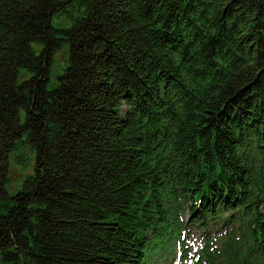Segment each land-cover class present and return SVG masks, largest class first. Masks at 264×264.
<instances>
[{"label":"trees","instance_id":"obj_1","mask_svg":"<svg viewBox=\"0 0 264 264\" xmlns=\"http://www.w3.org/2000/svg\"><path fill=\"white\" fill-rule=\"evenodd\" d=\"M188 228L264 264V0H0V264H168Z\"/></svg>","mask_w":264,"mask_h":264},{"label":"rangeland","instance_id":"obj_2","mask_svg":"<svg viewBox=\"0 0 264 264\" xmlns=\"http://www.w3.org/2000/svg\"><path fill=\"white\" fill-rule=\"evenodd\" d=\"M64 66H65V61L63 59L57 57L55 60L54 66H53V73L56 74V73L60 72V70ZM20 80H21V78L19 79V81ZM26 150H28V149L25 148V145L21 144L18 146V148L16 150L17 151L16 155L19 156V160L15 161V160H13V156H11L10 169H9V173H8V181L5 185V189L9 194H12L16 190L20 189L23 181L28 176V174L25 173V169L31 168V170H32L34 153L29 151V150L26 152ZM12 165L15 166L16 175L18 176L17 178H15L13 176ZM192 235L196 236V238L195 239L189 238ZM201 239H203V235L199 231L191 230L188 228V231L186 232L185 241L188 242V247L186 250L188 251L190 256L193 255L194 253H196L197 251H199V249L203 245ZM176 252H177V250L175 251V254H176ZM184 259L185 258H183V253H182L180 257L177 255V257L174 258V260L171 258L167 259V263L168 264H172V263L181 264L182 263L181 261H183ZM163 261L164 260H160V261H158V263L162 264Z\"/></svg>","mask_w":264,"mask_h":264}]
</instances>
